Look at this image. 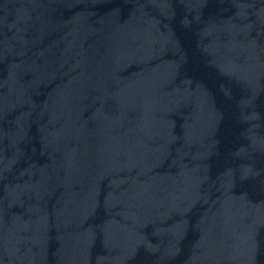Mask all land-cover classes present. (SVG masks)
<instances>
[{
	"label": "water",
	"instance_id": "1",
	"mask_svg": "<svg viewBox=\"0 0 264 264\" xmlns=\"http://www.w3.org/2000/svg\"><path fill=\"white\" fill-rule=\"evenodd\" d=\"M0 264H264V0H0Z\"/></svg>",
	"mask_w": 264,
	"mask_h": 264
}]
</instances>
